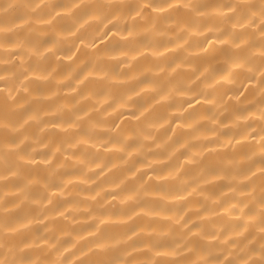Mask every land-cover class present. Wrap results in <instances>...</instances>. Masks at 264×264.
<instances>
[{
    "label": "clouds",
    "instance_id": "1",
    "mask_svg": "<svg viewBox=\"0 0 264 264\" xmlns=\"http://www.w3.org/2000/svg\"><path fill=\"white\" fill-rule=\"evenodd\" d=\"M0 264H264V0H0Z\"/></svg>",
    "mask_w": 264,
    "mask_h": 264
}]
</instances>
